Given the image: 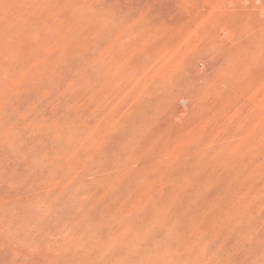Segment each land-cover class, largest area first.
I'll return each instance as SVG.
<instances>
[{
	"label": "rangeland",
	"instance_id": "obj_1",
	"mask_svg": "<svg viewBox=\"0 0 264 264\" xmlns=\"http://www.w3.org/2000/svg\"><path fill=\"white\" fill-rule=\"evenodd\" d=\"M0 264H264V0H0Z\"/></svg>",
	"mask_w": 264,
	"mask_h": 264
}]
</instances>
